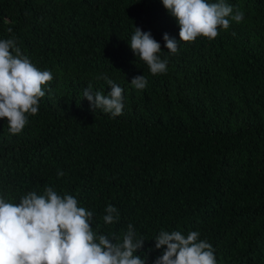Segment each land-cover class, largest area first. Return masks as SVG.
<instances>
[{
	"label": "trees",
	"instance_id": "1",
	"mask_svg": "<svg viewBox=\"0 0 264 264\" xmlns=\"http://www.w3.org/2000/svg\"><path fill=\"white\" fill-rule=\"evenodd\" d=\"M225 2L242 22L180 42L162 0H0V39L53 74L20 134L0 119V197L18 203L45 186L72 195L97 235L122 240L131 223L146 264L163 251L162 230L198 231L217 264H264V0ZM135 27L161 44L165 73L131 51ZM100 74L124 90L116 118L83 99L89 83L111 90ZM137 75L143 90L130 84ZM109 204L120 217L105 224Z\"/></svg>",
	"mask_w": 264,
	"mask_h": 264
},
{
	"label": "clouds",
	"instance_id": "2",
	"mask_svg": "<svg viewBox=\"0 0 264 264\" xmlns=\"http://www.w3.org/2000/svg\"><path fill=\"white\" fill-rule=\"evenodd\" d=\"M164 8L179 26L180 42H193L198 37L215 39L220 30L231 23H240L244 13L225 0H162ZM11 32V29L8 30ZM164 47L176 54L179 42L168 33L163 34ZM131 51L147 66L152 75L167 71L168 60L162 59L161 44L150 32L135 27L129 43ZM110 87L107 94L94 91L91 83L83 89L91 109H101L116 118L123 114V88L105 74ZM53 80L50 70H40L17 46L15 38L0 39V119L7 120L8 131L20 134L28 124V117L39 111L45 96L44 85ZM144 75L132 77L130 84L137 90L147 86ZM63 171L57 172L62 177ZM94 213L79 206L72 195H59L51 186L43 194L30 191L12 203L0 197V264H146V257L136 255L145 240L138 238L131 223L122 240L93 231ZM118 209L109 204L102 217L105 224L119 220ZM198 231L186 236L180 231H160L155 249H163L152 264H217L215 250Z\"/></svg>",
	"mask_w": 264,
	"mask_h": 264
}]
</instances>
